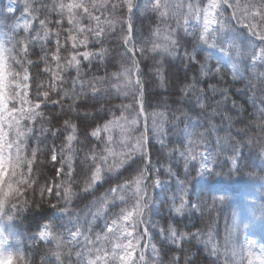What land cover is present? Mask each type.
I'll return each instance as SVG.
<instances>
[{
	"label": "clouds",
	"instance_id": "9594fccd",
	"mask_svg": "<svg viewBox=\"0 0 264 264\" xmlns=\"http://www.w3.org/2000/svg\"><path fill=\"white\" fill-rule=\"evenodd\" d=\"M0 264H264V0H5Z\"/></svg>",
	"mask_w": 264,
	"mask_h": 264
},
{
	"label": "trees",
	"instance_id": "16d2710c",
	"mask_svg": "<svg viewBox=\"0 0 264 264\" xmlns=\"http://www.w3.org/2000/svg\"><path fill=\"white\" fill-rule=\"evenodd\" d=\"M4 3L5 0H0V5ZM216 99H220V97L217 96ZM260 187L261 185L258 183L240 177L234 180L219 179L217 181H212L206 185H203L201 191L202 194L206 193L208 195L213 193H230L233 196H236L238 194H254Z\"/></svg>",
	"mask_w": 264,
	"mask_h": 264
},
{
	"label": "snow or ice",
	"instance_id": "6c2138e0",
	"mask_svg": "<svg viewBox=\"0 0 264 264\" xmlns=\"http://www.w3.org/2000/svg\"><path fill=\"white\" fill-rule=\"evenodd\" d=\"M15 10L14 9H9V13H13Z\"/></svg>",
	"mask_w": 264,
	"mask_h": 264
}]
</instances>
